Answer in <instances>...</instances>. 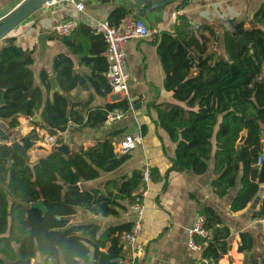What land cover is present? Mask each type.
<instances>
[{
    "label": "trees",
    "instance_id": "1",
    "mask_svg": "<svg viewBox=\"0 0 264 264\" xmlns=\"http://www.w3.org/2000/svg\"><path fill=\"white\" fill-rule=\"evenodd\" d=\"M183 2L178 10L185 6L186 1ZM131 12L116 7L107 22L119 26ZM254 20L259 25L256 29H246L244 22L235 20L231 21L230 29L223 28L224 53L216 56L206 55L204 38L192 31L187 15H179L174 30L161 33L157 39L158 54L166 72L164 88L174 93V101L179 104L152 102L148 106L156 113L157 128L176 145L169 173L203 176L213 162L215 178L211 187L219 199L231 200L228 207L232 213L248 209L264 189L258 184L259 160L264 153V3ZM57 38L74 56L87 55L79 64L89 66L92 75L87 78L76 75L72 57L57 55L53 71L62 93H54L46 100L43 89L35 85L33 50L20 47L15 39L0 48V120L8 122L9 130H15L20 126V118L42 119L22 138L26 152L41 139L37 128L58 137V144H63L60 133L70 128L73 135L98 130L107 122L110 112L130 109L128 100L95 105L97 98L105 99L112 91L105 76L108 63L103 56L106 49L103 35L79 23L72 35ZM239 38H244L248 45L240 44ZM48 79L49 74L43 71L42 85L49 93ZM91 86L94 93L89 100L75 104L68 114L70 107L65 95L78 87ZM246 124L247 138L239 145ZM116 135L113 133L94 147L81 148L70 155L53 149L33 164L27 157L13 153L6 143V133L0 135V264L38 258H43L44 264L48 261L88 264L92 248L95 250L92 264H120L122 237L131 232L134 222L101 232L96 225L70 226L69 220L79 208L95 215L118 216L119 206L112 200L113 194L100 197L99 191L85 188L63 194L67 185L96 181L125 162L116 153L113 142ZM156 171H151L152 178ZM141 174L135 171L124 177L117 198L131 202ZM39 202L46 208L45 213L27 209ZM198 214L205 217L208 232L207 237L195 236V242L202 248V264H219L231 254L235 232L217 207L199 203ZM251 218H264V197ZM80 232L88 237L79 235ZM237 234L238 252L245 254L244 264H259L255 252L257 236L245 230ZM107 242L111 244L108 253L100 252L99 247Z\"/></svg>",
    "mask_w": 264,
    "mask_h": 264
},
{
    "label": "crops",
    "instance_id": "2",
    "mask_svg": "<svg viewBox=\"0 0 264 264\" xmlns=\"http://www.w3.org/2000/svg\"><path fill=\"white\" fill-rule=\"evenodd\" d=\"M23 1L25 0H0V23L4 22ZM185 1V6L179 10L178 6L184 3L183 0L173 1L144 16L137 14V7L132 0H76L77 3H84V11H79L74 5L67 6L63 3L52 8L44 6L4 38L0 42V48L10 39H15L20 47L33 50L35 85L43 89L46 100L54 93H62L53 71V61L57 55L64 54L72 57L75 62L76 75L86 78L92 75L89 66L79 64V61L87 55L74 56L70 49L57 38L53 31L57 24L73 19L91 27L96 22H106L116 7L131 10L130 14L136 13L148 25L150 36L141 40H131L125 48L126 67L129 73L128 96L125 100L129 101L130 109L120 121L106 122L98 130L73 135V129L70 128L68 132L60 133L59 136L72 151L94 147L99 141L109 138L113 133H117L113 139L116 153L120 141L126 134H142L143 144L128 154L125 162L116 171L105 173L96 181L80 184L81 189L99 191L100 197L108 198L113 194L112 200L119 206L116 207L119 215L105 217L79 208L75 215L69 217L70 226L96 225L100 227L101 232H104L110 228L133 223L136 215L130 207V202L117 198L120 194L119 186L124 177H130L135 171L142 173L146 169L150 171L155 169L157 171L153 175L149 195L145 201L143 230L135 247L122 240L123 252L119 258L120 264H202V250L194 251L190 248L188 234L199 215V203L217 207L222 212L226 224L235 232L232 236V252L229 256H225L219 264H244L245 254L238 252L237 234L243 230L252 231L257 236L255 252L259 257V264H264V250L260 244V238L258 239L261 235V228L253 223L251 207L238 213H232L228 207L231 200L223 201L216 197L211 187V182L215 178L213 162L203 176L191 173H169L176 145L170 141L161 128H157L154 123L157 120L156 113L148 107L152 102L161 104L174 101V93H168L164 88L166 72L158 54L157 39L161 33L174 30L179 15H187L192 31L204 38L207 45L206 55L222 56L224 53L223 28L230 29L232 20L236 23L244 22L246 29L259 27L254 16L264 0ZM251 22H254V27H251ZM43 71L49 74V93L42 85L41 73ZM93 93L94 89L91 86L89 89L78 87L69 95L67 94L73 103L71 110L75 104L88 101ZM105 103H113L112 94L105 99L97 98L95 101V105ZM36 118L40 120L35 121ZM36 118L32 121L20 118V126L15 130H9L8 122L0 120V135L7 134L8 146L18 142L23 147L22 138L35 129L34 123H42L40 116ZM143 128H145V133H142ZM36 131L41 139L30 151L26 152L27 158L28 156L36 158L38 155L41 159L52 151L48 142L49 134L38 128ZM226 200H230L229 203H226ZM78 234L88 237L84 232ZM110 246L108 242L102 244L99 251L108 253ZM94 251L92 248L93 254ZM133 256H135V261L132 260ZM35 261L44 264L43 258ZM35 261L33 260L32 264ZM93 261L94 259L90 260L88 264H92ZM45 264L51 263L48 261Z\"/></svg>",
    "mask_w": 264,
    "mask_h": 264
},
{
    "label": "built area",
    "instance_id": "3",
    "mask_svg": "<svg viewBox=\"0 0 264 264\" xmlns=\"http://www.w3.org/2000/svg\"><path fill=\"white\" fill-rule=\"evenodd\" d=\"M219 1V0H215ZM67 6L74 5L79 11L85 10L82 2L76 0H51L45 6L52 8L58 4ZM79 22L73 19L63 21L55 26L54 33L59 37H68L78 28ZM96 34L103 35L106 42V49L103 56L108 63L106 79L111 86L113 103H119L128 96L129 73L126 67V45L131 40H141L150 36L148 25L135 14H128L119 26H112L106 22H96L91 25ZM125 111L116 109L108 114L107 122L114 123L120 121L125 116ZM50 149H54L58 144V137L50 136L48 138ZM143 144V136L140 133L126 134L119 143L117 154L121 157L128 155ZM262 159L259 160V166L262 165ZM153 178L149 169L141 174L140 183L137 189L132 193L130 207L136 215L131 232L125 234L122 240L135 247L138 237L143 230V220L145 214V201L149 195L150 186ZM253 223L261 228L260 244L264 250V218L253 220ZM205 217L198 215L192 227L189 229V246L194 251L202 250L201 246L195 242V236L207 237L208 232L205 227ZM132 260H135L133 256Z\"/></svg>",
    "mask_w": 264,
    "mask_h": 264
},
{
    "label": "water",
    "instance_id": "4",
    "mask_svg": "<svg viewBox=\"0 0 264 264\" xmlns=\"http://www.w3.org/2000/svg\"><path fill=\"white\" fill-rule=\"evenodd\" d=\"M49 1L51 0H25L23 1L15 10L14 12L4 20L0 24V42L6 38L14 29H16L22 22H24L27 18H29L32 14H34L37 10L40 8L44 7ZM134 4L137 7V14L139 16H144L150 12H152L155 9H159L162 7H165L169 4H171L174 0H158V1H152V0H132ZM251 27H254V22L250 23ZM234 36L236 34L234 33ZM238 42L242 45H248L247 42L244 40V38H239ZM179 49L181 52H184V49L182 46H179ZM190 59L194 62L195 59L192 55H190ZM65 98L69 102V107L70 110L68 111V114L71 113V108L73 106L71 98L66 94ZM39 118H36L35 121H39ZM247 138V124L245 130L241 134V138L239 140V145H243L246 141ZM11 147L13 148V153H19L25 157H27L26 151L24 148L18 143L14 142ZM56 151L60 152L61 154L64 155H70L72 153V150L68 144H60L54 148ZM123 158H126L127 155L121 156ZM263 163L260 166V174L258 178V184L262 187H264V153L262 156ZM69 190H81L80 185L76 186H70L67 185L65 187V191L63 194L65 195L67 191ZM264 197V189H261L260 192L258 193L257 197L251 204V209L256 210L258 208L259 202L263 199ZM65 200V197L63 198ZM230 200H226V203H229ZM31 209H38L41 210L42 212H46V208L44 207L42 202L36 203V204H31L30 206H27ZM59 219V217H58ZM94 259V254L91 252L90 253V260L92 261ZM13 264H32V260H19Z\"/></svg>",
    "mask_w": 264,
    "mask_h": 264
},
{
    "label": "rangeland",
    "instance_id": "5",
    "mask_svg": "<svg viewBox=\"0 0 264 264\" xmlns=\"http://www.w3.org/2000/svg\"><path fill=\"white\" fill-rule=\"evenodd\" d=\"M13 144V143H12ZM49 154V153H48ZM41 155V154H40ZM28 160H29V162L31 163V164H33V163H35V162H37L38 160H39V158H40V156H38L37 155V157L36 158H33V157H30V156H28Z\"/></svg>",
    "mask_w": 264,
    "mask_h": 264
}]
</instances>
